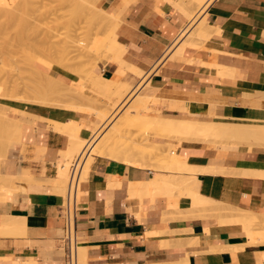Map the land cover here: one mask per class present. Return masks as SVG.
Masks as SVG:
<instances>
[{
  "label": "crops",
  "instance_id": "1",
  "mask_svg": "<svg viewBox=\"0 0 264 264\" xmlns=\"http://www.w3.org/2000/svg\"><path fill=\"white\" fill-rule=\"evenodd\" d=\"M97 5L116 17L114 33L123 50L122 66L100 61L96 75L107 81L119 77L133 88L143 82L140 93L151 98V111L143 115L264 125V0H212L200 11L212 35L198 47L187 46V36L176 43L196 12L190 0H98ZM0 104L23 113L16 115L21 138L10 146L4 164V173L14 179L0 201V264H69L60 213L63 191L52 182L69 140L51 123H78V137L88 139L100 121L61 107ZM220 147L180 143L175 153L186 165L207 170L182 175H191L190 189L200 197L247 211L261 223L264 176L246 172L264 173V149L233 146L230 153L219 152ZM96 157L79 192L76 264L78 253L82 264H264V226L254 227L249 237L240 223L223 221L222 214L193 217L192 202L180 189L168 196L144 192L138 184L154 175L168 177L167 172ZM6 221H19L23 230H2Z\"/></svg>",
  "mask_w": 264,
  "mask_h": 264
},
{
  "label": "rangeland",
  "instance_id": "2",
  "mask_svg": "<svg viewBox=\"0 0 264 264\" xmlns=\"http://www.w3.org/2000/svg\"><path fill=\"white\" fill-rule=\"evenodd\" d=\"M17 1L19 5L16 3ZM21 1L23 2V5ZM85 1L86 0H26V3L25 0H16V2L14 1V3L16 4H14L13 2V4H11L15 6L10 5L11 1H9L10 3L8 1L0 2V96L3 94L4 97V99L0 100L4 102L11 100L20 102L21 99L25 100L27 98L26 101H24L25 103L28 101V99L31 102H33L35 99H38V102L40 103L39 105L43 104L52 107H61L63 109L82 113L96 119L99 115H101L103 111H107L109 109V107L105 106L106 93L101 90H91L90 88L92 86V82H94V76H96L95 71L97 63L103 60H108L107 54L102 50L103 40L110 36L112 32H115L114 27H116L117 22L112 19L100 20V17L96 14L95 16H97L99 19L96 18L94 19V21L100 20V22L98 23V21H92L94 17V11L92 10V8L94 10L99 9L97 5L98 0ZM206 1L207 0H204L200 4V0H190V2L194 4L193 7L196 6V12L190 18V20L192 18L195 20H193L194 22H190V27L186 30L185 34L182 35L183 38L179 39L176 42L177 44H180L185 40L184 36H187V42L192 38V42L190 41V43H194L196 41L195 43H198L199 45H201L208 39L209 36L203 42L199 41L200 43L197 42V40H194V35L197 32L196 30L201 26L198 24L199 21V23H201L200 19L202 16V12L200 11L203 10ZM7 2L11 7L6 4ZM5 5L6 7L4 8ZM31 5V9L27 8V14H24L26 11L25 7H29ZM20 7L23 12L20 11ZM91 12H93V14H91ZM87 13H90V15H88ZM87 16H91L92 19L90 20ZM8 17H10L9 20ZM22 17L25 19V21L21 20ZM198 44L194 46L198 47ZM184 45L185 44H183V46ZM63 75L68 76L70 79L63 80L60 77ZM135 76L141 78L143 75L140 73V75ZM19 79L21 82H23L21 83ZM12 81L19 82V88L16 86L19 91L16 87H12ZM23 83L28 87H24ZM142 85L143 82L140 83L139 87L136 90L133 89L134 85H130L129 90H126L127 92L125 91L122 93V98L120 101L121 103L119 102V105H117L114 110L112 109L108 112L109 117L105 121V126H103V122H100V125H98V127L96 128L94 133L96 136L94 137L90 148H93V146H96L97 144L96 149L101 150L103 145L107 143V140L112 133L119 129H127L125 139L128 140L123 139L121 140V142H118L115 149H112V147H110L109 153L111 155L112 153L116 154L118 157H121L123 154L126 157V155L128 154V152L126 151V145L130 144V142L132 141L133 145H135L139 151V155L137 157L141 162L143 161L142 164L146 162L145 165L141 167H147L155 171L168 172L165 169L160 168L163 167L162 163H164V166L165 163H167L162 160V158L166 157V154L169 151H173V149L176 152L177 147L180 145V143L186 141L179 140L178 138L174 137L175 135L173 136V138L172 135H163L159 134L158 132H156L155 134L152 126L146 125L145 123L143 124V122H132V124L134 123L132 125L131 123L128 124V122L125 121L128 112L131 110V107L134 106L135 102H138L137 100H140V98L144 96V94L140 93L139 90ZM31 86L34 90L30 89ZM33 86H35L36 88ZM23 87L27 90V92ZM11 89L14 90L15 94L11 92ZM15 89L19 93L15 92ZM28 90L31 91V93ZM22 91L23 93H21ZM28 92L29 95H25L28 94ZM12 94L15 96L17 94L18 98L13 96ZM30 94L31 98L29 97ZM67 94H69V96ZM10 97L14 98L11 99ZM23 100H21V102H23ZM30 101L29 103H31ZM36 101L37 100L34 101L35 104H38V102L36 103ZM148 105L149 103L147 104V106ZM2 109H6V111ZM2 109L0 110V130H2L0 132L1 134H5V127L9 125V117L11 121H17L20 124V120L16 118V115H23V113L14 111L10 108L8 113L6 106ZM148 111H151L150 108L148 109ZM140 112L142 114V112H145V110H140ZM70 123L80 125L75 122H69V124ZM228 125L230 127L229 131L231 130L234 132V130L236 131L239 129L240 134L244 132L247 136L250 132V135H252H249V138H253L251 144L241 141L240 146L237 144V142L232 146H235L239 149L248 150L252 149L253 147L264 149V130L261 131L260 129V126H262L263 128L262 124H260V126L258 124L259 129H257V124H234L236 125V128L232 127L233 124H227V127ZM17 130L19 134H21L20 127H18ZM1 134L0 144H2L0 145V175L4 173V164L6 163L9 151L12 148L8 146V148L6 147V150L4 149V144L7 143L6 141L9 142L10 139L6 140L7 135L5 134V137V135ZM163 136H165V139L163 138ZM3 138L6 139L4 140ZM11 141L12 144L18 143L19 137H17L16 140ZM196 141L193 140L194 143H200L211 148L222 146L226 150L229 146L225 140H222V143L215 141L218 144L214 143V141L210 142V144L209 142H207L208 144H206V142L204 141L201 142V140ZM8 144L11 145V143ZM76 156L77 155H74L72 158H70L71 160H69L68 158H64L65 160L63 159L65 161L64 164H66L67 161L69 162H67L66 165L67 179L63 183L64 186H61L63 196H65L68 180V167ZM92 157L94 158L96 156ZM61 164L62 163H60V165ZM136 166L140 167L139 165ZM246 174L264 176V173L246 172ZM83 176L84 173L81 174L78 191V201L80 188L86 181V179H83ZM3 182L4 181L0 183L2 184ZM217 205L222 207L224 212L228 211L227 214L224 213L223 210L221 211V213L220 211H218L219 216L221 214L223 215V221L237 223V220H240V217L236 219L238 216L234 214L238 212L237 209L221 205L219 203H217ZM244 214L247 220L244 221V223L242 220H240L238 223L242 222L243 229L247 232V235L249 237H252V230L254 229V227L258 225L264 226V216H262L261 223H258V219L255 215L247 211H244ZM233 215L237 217L234 218ZM260 237V243H264V233H260ZM79 256L80 253H78V262L80 261L79 264H81L82 261Z\"/></svg>",
  "mask_w": 264,
  "mask_h": 264
},
{
  "label": "bare ground",
  "instance_id": "3",
  "mask_svg": "<svg viewBox=\"0 0 264 264\" xmlns=\"http://www.w3.org/2000/svg\"><path fill=\"white\" fill-rule=\"evenodd\" d=\"M1 1H11V3H10V5L11 4H13L14 3V1L16 2V0H1ZM0 1V2H1ZM20 1V0H19ZM87 1V0H86ZM85 1V2H86ZM197 1V0H196ZM202 1H204V0H200V4L202 3ZM6 3V4H8L9 5V3ZM13 2V3H12ZM22 2V1H21ZM25 2H26V0H25ZM27 2H29V1H27ZM26 2V3H27ZM31 2V1H30ZM199 2V1H198ZM197 2V3H198ZM212 2V0H207L206 1V3L204 4V8L206 7V6H208L210 3ZM17 4H18V1L16 2ZM16 3H14V4H16ZM32 3V2H31ZM126 3V2H125ZM2 4V3H1ZM91 4V3H90ZM199 4V3H198ZM9 5V6H10ZM19 5V4H18ZM22 5H23V2H22ZM26 5V4H25ZM24 5V6H25ZM30 5V4H29ZM92 5V4H91ZM1 6V5H0ZM11 6H15V5H11ZM10 6V7H11ZM20 6H21V4H20ZM6 7V5L4 6V8ZM31 7H32V5L31 6H27V7H25L26 8V11H25V13L24 14H27L26 12H27V8H29V9H31ZM1 9V8H0ZM20 9H21V7H20ZM33 9V8H32ZM2 10H3V8H2ZM7 10V9H6ZM9 10V9H8ZM34 10V9H33ZM92 10L94 11V14H93V12H91V14H93V16L95 17H93V19L91 18V16L89 17V16H87V17H89V19L91 20L92 19V21H94V19H99L97 16H95V14L96 15H98L99 17H100V20L102 19V20H108V19H112V20H115V21H117L116 20V17L114 16V15H112V14H109V13H107V12H105V11H103V10H101V9H93L92 8ZM20 11H22L23 12V10L21 9ZM111 11V10H110ZM1 12V11H0ZM9 12V11H8ZM7 12V13H8ZM31 12V11H30ZM96 12V13H95ZM4 13V12H3ZM6 13V12H5ZM19 13H21V12H19ZM2 14V13H1ZM16 14V13H15ZM88 14V13H87ZM88 15H90V13L88 14ZM5 18V17H4ZM9 18L10 17H8V20H9ZM20 18V17H19ZM24 18L22 17V21H25V19L23 20ZM13 20V19H12ZM19 20V19H18ZM100 20L98 21V20H96V21H94V22H97L98 21V23L100 22ZM193 20H195V19H192V21ZM21 21V22H22ZM194 22V21H193ZM200 22V21H199ZM198 22V24L199 25H201L200 27H199V29H197L196 31V33H195V39L194 40H197V42H203L205 39H207V37L211 34H209L208 33V31H209V27H208V25H207V23L205 22V18H203L202 20H201V23H199ZM10 24V23H9ZM16 25V24H15ZM19 25H20V22H19ZM22 25V24H21ZM27 25V24H26ZM191 25V24H190ZM190 25L182 32V34L180 35V37L179 38H181L182 37V35L183 34H185V32H186V30L190 27ZM19 27V26H18ZM22 27V26H21ZM115 29H116V27H114ZM22 29V28H21ZM114 29V30H115ZM194 34V33H193ZM212 35V34H211ZM210 35V36H211ZM178 39V38H177ZM179 40V39H178ZM177 40V41H178ZM191 42H192V38H191V40H190ZM196 42V41H195ZM194 42V43H195ZM199 42V43H200ZM190 43V44H187V46L188 45H190V46H192V47H195L194 45H197L198 43ZM199 45V44H198ZM186 46V44L184 45V46H182V48L183 47H185ZM181 49V48H180ZM102 50L107 54V59L108 60H111V61H116L115 62V64L116 63H119V64H121L122 63V61L120 60V56H121V53H122V50L123 49H121V47H120V45L116 42V37H115V33L114 32H112L111 34H110V36H108L105 40H103V43H102ZM175 52V51H174ZM173 52V53H174ZM179 52V51H178ZM178 54V53H177ZM182 54V53H181ZM123 55V54H122ZM122 59V58H121ZM40 61V60H39ZM110 62V61H109ZM38 64V63H37ZM126 65V64H125ZM121 66H122V64H121ZM129 66V65H128ZM123 67H124V65H123ZM20 68V67H19ZM131 68V67H130ZM133 68V67H132ZM18 69V68H17ZM18 71V70H17ZM132 71L133 72H135L133 69H132ZM22 73V72H21ZM136 74H137V76L138 75H140V73L139 72H135ZM23 74V73H22ZM24 75V74H23ZM12 76H14V75H12ZM22 76V75H21ZM115 76V75H114ZM90 77V76H89ZM9 78V77H8ZM12 78V77H11ZM10 78V79H11ZM17 78H19V77H17ZM26 78V77H25ZM119 77H116L115 79H113L112 78V80H109V81H107V80H103L99 75H96V76H94V82H92V86H91V90H101V91H104L105 93H106V105L105 106H107V107H109V109L107 110V111H103L102 113H101V115H99L98 117H97V120L98 121H100V122H103V126H105V121L107 120V118L109 117V115H108V112L110 111V110H114V108H116L117 107V105H119V102L121 101V98H122V93L123 92H125L126 90L128 91L129 90V86L128 85H126L125 83H122L121 82V80L119 81V79H118ZM9 79V80H10ZM14 79H15V77H14ZM13 79V80H14ZM22 79V78H21ZM8 80V81H9ZM26 80V79H25ZM93 80V79H92ZM141 80V79H140ZM17 81H18V79H17ZM17 81H12L13 82V86L12 87H18L19 88V82H17ZM19 81H20V79H19ZM7 82V81H6ZM11 82V83H12ZM21 82V81H20ZM23 82V81H22ZM21 82V83H22ZM38 82V81H37ZM90 82V81H89ZM15 84V85H14ZM24 84V83H23ZM29 84V83H28ZM27 84V85H28ZM140 85V84H139ZM139 85L137 86V87H135V88H133V89H137L138 87H139ZM4 86V85H3ZM90 86V85H89ZM16 87V88H17ZM22 87V86H21ZM24 87H28V86H26V84H24ZM23 87V88H24ZM33 87H35V86H33ZM259 87V86H258ZM17 88V89H18ZM36 88V87H35ZM261 88V87H260ZM264 88V87H263ZM13 89V88H12ZM11 89V90H12ZM29 89V88H28ZM31 90L33 89L32 88V86H31V88H30ZM29 89V90H30ZM259 89V88H258ZM7 90V89H6ZM24 90H26L25 88H24ZM23 90V91H24ZM28 90V91H29ZM34 90V89H33ZM18 91H19V89H18ZM16 89H15V92H18ZM23 91L21 92V93H23ZM126 91V92H127ZM208 91V90H207ZM13 94H15L14 93V90H12L11 91ZM26 92H27V90H26ZM30 93H31V91H29ZM29 92H28V94H25V95H29ZM75 92V91H74ZM19 93V92H18ZM196 93V92H195ZM12 94V95H13ZM72 94H74V93H72ZM23 95V94H22ZM68 96H69V94H67ZM76 95V94H75ZM248 95V94H247ZM5 96V95H4ZM13 96H15V95H13ZM12 97V96H11ZM10 97V98H11ZM15 97H17V94H16V96ZM28 97V96H27ZM30 98H31V94H30V96H29ZM28 97V98H29ZM72 97H73V95H72ZM14 98V97H13ZM13 98H11V99H13ZM18 98V97H17ZM20 98V97H19ZM33 98V97H32ZM0 99H4V97H3V94L0 96ZM5 99H6V97H5ZM16 99V98H15ZM14 99V100H15ZM27 99V98H26ZM26 99L25 100H23V99H21V100H23V102L24 101H26ZM153 99V98H152ZM8 100H9V98H8ZM21 100H20V102H21ZM32 100V99H31ZM34 100V99H33ZM35 100H37L36 101V103L39 101L38 99H35ZM34 100V101H35ZM12 101V100H11ZM29 99H28V103H29ZM31 102L32 104L34 103L35 104V102ZM138 102L136 103L135 102V104H134V106H132L131 107V110L128 112V114H127V116H126V119H125V121L126 122H128V124H132V122H143V124L145 123L146 125H150V126H152V128H153V130L155 131V134H156V132H158L159 134H163V135H172V137L174 136V137H176V138H178L179 140H184V141H186V143H187V141L188 142H190V141H192L193 142V140H201V142L202 141H204V142H206V144H208L207 142H209V144H210V142H212V141H214V143H217V142H215V141H218V142H220V143H222V140H225L226 141V143L229 145L228 147H227V149L225 150L222 146L219 148V152L220 151H230V153H231V151H233L234 150V147L232 146V145H234V144H236V142H237V144L240 146V144H241V141H244L245 143H249V144H251V142H252V140H253V138L251 139V138H249V135H250V132L248 133V136L244 133V132H242L241 134L239 133V129L238 130H234V132L233 131H229V125H228V127H227V124H225V123H220V122H201V121H193V120H184V119H180V120H174V119H169V118H156V117H148V116H146V115H143V114H141V112H140V110L141 111H143V110H145V112H147L148 111V109H149V106H147V104L151 101V98H149L146 94H144V96L142 97V98H140V100H137ZM27 102H25V103H27ZM154 102H155V100H154ZM154 102H152V103H154ZM31 103H29V104H31ZM121 103V102H120ZM40 103L38 102V105H39ZM151 104V103H150ZM41 105H43V104H41ZM121 105V104H120ZM5 106H3L2 104H0V110L2 109V108H4ZM107 109V108H106ZM2 110H5L6 111V109H2ZM7 112L9 113V108L7 107ZM147 110V111H146ZM149 112V111H148ZM2 114V113H1ZM4 114V113H3ZM3 116V115H2ZM2 119H5V118H2ZM235 120V119H234ZM8 122H9V125H7V127H5V130H6V135H7V137H6V135L5 134H3V135H5V137L7 138H5L6 140H9L10 139V141L11 140H16V138L17 137H19V139L21 138V134H19V132H18V127H20V124L17 122V121H11V119H10V117H9V119H8ZM4 123V122H3ZM134 124V123H133ZM132 124V125H133ZM233 124V128L235 127L236 128V125H234V123H231V125ZM51 125L54 127V130L55 131H57V132H60V133H62V134H66L67 136H68V140H69V145H68V148H67V150H66V152L64 151V153H62V155H64V156H60L61 157V159L63 158H68L69 160H71L70 158H72L74 155H81L82 154V156H85L86 157V161H85V164H84V167H83V170L82 171H84V172H82V173H84V176H83V179H85V177H86V175H87V172H88V170H89V166H90V163L93 161V157L92 156H97V157H99V158H106V159H111V160H115V161H122L123 163H127V164H136V165H139L140 166V168H141V166H144L145 165V163H143L142 164V162L139 160V158L137 157L138 155H139V151H138V149H137V147L135 146V145H133V142L131 141L130 142V144H127L126 145V151L128 152V154L126 155V157L122 154V156L121 157H118L116 154H113L112 153V155L109 153V149H110V147H112V149H115V147H116V145H117V143L118 142H121V140H123V139H125L126 138V132H127V129H119V130H116L114 133H112L110 136H109V138H108V140H107V143L106 144H104L103 145V147H102V149L101 150H97L96 149V146H97V144H96V146H93V148H90V145H91V143H92V141L94 140V137L96 136L94 133H95V130H96V128L98 127V126H93L92 128H91V135L89 136V138L88 139H80L79 137H78V134H79V131H80V128H81V125H76V124H56V123H51ZM263 125V124H262ZM259 126H260V124H259ZM259 126H258V124H257V129H259ZM3 127H4V125H3ZM255 127V126H254ZM17 128V129H16ZM238 128H240V127H238ZM227 129H228V132H227ZM256 129V130H257ZM260 129H261V131H263L264 130V125H263V128H262V126H260ZM0 131H2V130H0ZM264 132V131H263ZM89 133V132H88ZM253 133V132H252ZM0 134H1V132H0ZM1 134V135H2ZM90 134V133H89ZM252 135V134H251ZM250 135V136H251ZM65 136V135H64ZM167 136V137H168ZM1 137V136H0ZM129 137V136H128ZM173 137V138H174ZM254 137V136H253ZM163 138L165 139V136H163ZM4 139V138H3ZM2 139V140H3ZM4 139V140H5ZM1 140V139H0ZM125 140H128V139H125ZM175 140H177V139H175ZM8 142V141H6L7 143L6 144H4V149L6 150L7 148H8V146L10 147L11 145H12V141L11 142ZM1 142V141H0ZM197 142V141H196ZM8 143H11V145L10 144H8ZM2 144V143H1ZM0 144V145H1ZM218 144V143H217ZM221 145V144H220ZM7 147V148H6ZM188 147V146H187ZM99 148V147H98ZM3 149V148H2ZM170 149V148H169ZM173 149V148H172ZM4 150V151H5ZM2 152V151H1ZM168 152V151H167ZM4 153V152H3ZM228 153V152H227ZM167 156L166 157H164V158H162V160H164L165 162H167V163H165V166H164V163H162L163 164V167H160V168H163V169H165L166 171H168L167 173V175H168V177H165V178H159L158 176H156V175H154L153 177H152V179L151 180H149V181H145L144 183H139L138 182V184H139V186L140 187H142V189L144 190V192L146 191H149V190H151V189H153L154 191H157V192H159L160 194H170V193H172V192H174V190H177L178 192H180L181 191V193H180V195H184V196H188L187 198H189L190 200H191V202H192V204L190 205V206H192L191 208L193 209V211L191 210L190 212H191V215H192V213L194 214V215H192L193 217H199V219H200V217L201 218H203L204 216H206V215H215V216H218V214H219V212L218 211H220V213H221V211L223 210V208L222 207H220L219 205H217V202H213V201H211V200H208V199H204V198H202V197H200L199 195H198V193L197 192H195V191H193V190H191L190 189V185H191V179H192V177H190V176H184V175H182L183 173H187V174H195V173H197V172H204V171H207L206 169H198V168H193V167H189V166H187L186 165V161L182 158V157H180V156H178L176 153H175V151H174V149H173V151H169L167 154H166ZM96 157V158H97ZM123 158V159H122ZM62 159V160H63ZM65 160V159H64ZM62 161L61 163V165H60V163H59V170H58V178L57 179H55L54 181L52 180V182H53V184L55 183V185L56 186H58V191L61 193V191H62V189H61V186H64L63 185V183L66 181V165H67V162H66V164H64L65 163V161ZM61 161V160H60ZM160 161H161V159H160ZM163 162V161H162ZM69 163V162H68ZM147 164H148V162H147ZM150 165V164H149ZM19 167V166H18ZM68 167V166H67ZM145 168V167H144ZM85 169V170H84ZM211 169V168H210ZM217 169V168H216ZM213 170V169H212ZM222 170V169H221ZM213 171H215L216 172V170H213ZM219 171V170H218ZM19 172V171H18ZM24 172H25V170H24ZM23 172V174H24V177H26L25 175H26V173H24ZM210 172V170L207 172V173H209ZM220 172V171H219ZM214 173V172H213ZM175 174H177V175H175ZM181 174V175H180ZM210 174H212V171L210 172ZM219 175V174H218ZM221 175V174H220ZM1 176V178H0V182H2V181H4L2 184H1V187H0V201L4 198V196H5V193L7 192V190L9 189V186H10V184H11V182L13 181V179H14V177L8 172V171H6L4 174H2V175H0ZM23 177V176H22ZM27 177H28V174H27ZM30 177V176H29ZM17 178H18V176H17ZM16 179V178H15ZM33 179H34V177H33ZM29 180V179H28ZM35 180V179H34ZM33 181V180H32ZM43 181H46V180H44L43 179ZM50 181V180H49ZM51 182V181H50ZM51 182V183H52ZM44 183V182H43ZM48 183V182H47ZM197 183V182H196ZM137 184V185H138ZM54 185V186H55ZM53 186V185H52ZM193 186H194V184H193ZM138 187V186H137ZM53 188H55L56 189V187H53ZM193 188V187H192ZM137 189V188H136ZM178 189H180V191L178 190ZM57 190V189H56ZM140 190V189H139ZM135 191V190H134ZM59 192H58V194H59ZM133 192V191H132ZM143 192V193H144ZM152 192V191H151ZM151 192H149V193H151ZM54 193H55V191H54ZM135 193V195L136 194H138V192H134ZM154 193H156V192H154ZM176 193V192H175ZM175 193H174V195H175ZM169 194H168V196H169ZM179 194V193H178ZM134 195V194H133ZM141 195V194H140ZM153 195V194H152ZM177 195V194H176ZM138 196V195H137ZM171 196V195H170ZM136 197V196H135ZM152 197V196H151ZM154 197V196H153ZM185 197V198H186ZM132 198V197H131ZM143 198V197H142ZM133 199V198H132ZM141 199V198H140ZM177 202V201H176ZM190 208V209H191ZM223 212H224V210H223ZM222 212V213H223ZM227 212L228 211H226V212H224V213H226L227 214ZM237 213V214H236ZM236 213H234L235 215H237V216H234V218H236V219H238L239 217H240V220H242L243 221V223H244V221H246L247 220V218H245V214H244V211H240V210H238V212H236ZM175 215V214H174ZM185 215V214H184ZM191 216V217H192ZM214 216V217H215ZM213 217V216H212ZM9 219H11V218H9ZM24 219V218H23ZM204 219V218H203ZM196 220V219H195ZM235 220V219H234ZM239 219L237 220V223L240 221ZM24 221V220H23ZM22 222V221H21ZM23 223V222H22ZM242 222L240 223L241 225L243 224ZM240 224H238V225H240ZM1 229L2 230H5V231H8V233L10 232V231H22L23 230V226H22V224L19 222V221H17L16 223H14V222H9V221H6V222H3L2 223V225H1ZM13 233V232H12ZM209 233V232H208ZM7 234V233H6ZM200 236V235H199ZM187 240V239H186ZM196 240V239H195ZM198 240V239H197ZM197 240H196V242H197ZM180 241V240H179ZM182 241V240H181ZM181 241H180V243H181ZM193 241V240H192ZM191 241V243L193 244L194 242H192ZM178 242V241H177ZM183 242V241H182ZM188 242V241H187ZM199 242V241H198ZM230 243V242H229ZM188 244V243H187ZM191 244V245H192ZM197 245V244H196ZM231 245V244H230ZM229 245V246H230ZM238 245V244H237ZM193 246V245H192ZM232 246V245H231ZM194 247V246H193ZM198 247V246H197ZM208 248V247H207ZM81 254V253H80ZM80 258H81V256H79ZM77 260H78V256H77ZM80 262V261H79ZM79 262H78V264H79ZM17 264H35V263H33V262H25V263H17ZM82 264V263H81Z\"/></svg>",
  "mask_w": 264,
  "mask_h": 264
},
{
  "label": "built area",
  "instance_id": "4",
  "mask_svg": "<svg viewBox=\"0 0 264 264\" xmlns=\"http://www.w3.org/2000/svg\"><path fill=\"white\" fill-rule=\"evenodd\" d=\"M85 161L86 157L81 154L76 156L70 163L68 167V180L65 196L60 207L64 230L63 242L68 255L69 264H76L75 224L79 212L78 191Z\"/></svg>",
  "mask_w": 264,
  "mask_h": 264
}]
</instances>
